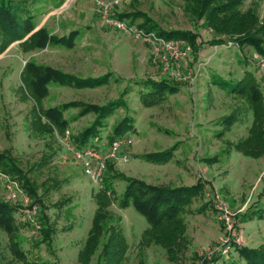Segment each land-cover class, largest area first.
Returning <instances> with one entry per match:
<instances>
[{
	"label": "rangeland",
	"instance_id": "rangeland-1",
	"mask_svg": "<svg viewBox=\"0 0 264 264\" xmlns=\"http://www.w3.org/2000/svg\"><path fill=\"white\" fill-rule=\"evenodd\" d=\"M29 7L34 26L19 38L5 40L6 46L0 52V151L16 168L4 165L5 160L1 166L12 172L4 170L30 196H36L40 211L35 217L39 221V214H44L46 219L42 217L41 221L45 220L47 226L42 228L43 223L38 222L40 226L36 227L18 201L8 200L18 205L13 211L17 228L10 237L0 227V264H29L26 259L79 264L77 254L91 225L96 201L103 205L107 200L112 221L120 223L128 241L124 264H136L140 258V232L147 221L133 205H118L124 185L120 173L163 185L192 183L199 176L207 181L187 205L186 244L178 258L170 261L160 245L151 244L145 249L146 264H228L231 258L241 260L235 249L229 250L234 247L233 241L248 245L264 243V213L262 217L254 215L245 220L239 217L257 198L264 206V152L252 157L221 150L224 139L235 140L247 133L251 110L241 97L209 80L212 72L233 79L241 76L245 68L255 72L260 54L250 45L239 46L229 40L211 43V38H227L226 33L214 30L203 17L197 18L185 0H31ZM241 8L255 10L259 19L264 20V0H243ZM120 11L136 13L132 20L123 19L128 25L126 29L107 20L116 19ZM138 11L164 28L199 31L203 43L198 51L185 52L174 64L181 78L163 69L161 52L143 34H138L137 24L143 19ZM40 27L53 35L75 28L73 46L52 42L39 45ZM30 60L78 75L109 70L112 78L98 87H76L50 80L47 92L39 95L34 89V75L26 69ZM188 74L191 77L186 79ZM145 76L175 79L180 88L145 106L134 83V79ZM258 81L264 90V76L260 75ZM126 83L133 85L126 95L127 106H120L110 114L100 133L108 136L112 123L125 112L134 116L135 128L122 135L131 141L126 140L116 155H108L109 145L104 150L108 156L101 175L110 168L112 186L103 194L100 184L85 173L82 158L67 146L70 141L72 147L78 131L92 120L94 113L75 116L79 108H70L62 114L69 120L63 124L58 118L53 120L46 108L69 99L102 103L117 96ZM231 111L238 119L228 130L219 119ZM218 129H225L219 137L215 134ZM174 141H178V146L164 163L140 156ZM216 151L221 153L217 161L203 160ZM91 163L95 167L96 158H91ZM211 193L221 199L226 211L212 200ZM0 199L7 201L1 181ZM206 200L208 204L204 205ZM46 227L50 245L43 238ZM13 238L19 242L22 256L14 250ZM223 246L221 256L216 251ZM94 259L95 256L89 264H94Z\"/></svg>",
	"mask_w": 264,
	"mask_h": 264
},
{
	"label": "trees",
	"instance_id": "trees-1",
	"mask_svg": "<svg viewBox=\"0 0 264 264\" xmlns=\"http://www.w3.org/2000/svg\"><path fill=\"white\" fill-rule=\"evenodd\" d=\"M185 1L189 3L192 13L196 14L197 18L203 17L204 22L214 30L219 33H226L227 38L224 36L211 38V43L221 44L229 40L228 42L231 44L235 42L239 46L250 45L260 55L264 56V20L259 19V15L255 10L242 9L243 0ZM30 2L31 0H0V52L6 46L7 41L5 40L19 38L34 26V15L29 7ZM138 12L143 16V19L138 22L137 27L142 28L145 32L153 31L156 35L165 38L183 39L190 46L189 52L192 50L194 53L198 51L203 43V39L197 29L164 28L149 15L142 11ZM135 15L136 13L131 11L116 13L117 18L120 19L130 17V20H132ZM44 28H39L41 33L38 40L39 45L52 42L69 47L73 46L77 32L75 28L61 35H53ZM26 64L27 71L34 75V89L39 95L47 92L50 80L76 87H98L108 83L112 78V73L109 70L98 74L78 75L49 65H40L31 60L27 61ZM259 76L258 69L254 72L249 68H245L243 74L235 79L224 77L214 72L209 76V80L222 90L241 97L247 109L251 110L252 115L245 135H241L235 140L224 139V145L221 148L223 152H241L252 157H258L264 152V90L261 89L259 84ZM134 83L138 85L136 91L141 103L145 106L159 102L167 94L177 92L180 88L178 81L165 76L159 78L140 77L134 79ZM132 88L133 85L131 83H126L117 96L102 103L69 99L60 104L47 107L46 112L53 120L58 118L63 124L69 122V120L67 121L62 114L70 108H79L75 116H81L88 112L94 113L92 120L78 131L70 148L84 149L91 147L104 154V150L107 149V145L113 139L135 128L134 116L129 112H125L118 120L112 123L111 132L108 133V136L105 133H100V127L107 123V117L114 113L118 107L127 106L126 95ZM237 119V115L234 111H231L221 115L219 121L222 123L223 128H228L229 130ZM223 130L225 129H218L215 134L219 137L222 135ZM68 143L70 146L71 142L69 141ZM177 146L178 141H174L164 148L146 151L141 153L140 156L143 159L164 163L173 156ZM220 154V152L216 151L212 155L204 156L203 160L208 163L217 161ZM4 157L6 155L0 151V168L12 173L6 169V166H1L2 160H5ZM3 164H8L10 168H16L8 160H5ZM109 170L110 168L107 167L100 176L99 184L101 187H99V190L103 194H106L107 190H111L112 179L109 178V175H111ZM120 179L124 181V185L117 201L118 205L120 207L133 205L147 221V225L140 232L138 246L140 258L136 264H146L145 249L151 244L160 245L165 250L167 258L170 261H175L178 258V253L186 244L184 214L187 205L207 181L199 176L192 183L163 185L124 173H120ZM29 188L33 189L30 185ZM262 189L264 191V186ZM211 195L212 200H214V193H211ZM31 198L37 202L35 195L31 194ZM259 201V198L255 199V202L251 203L245 211L239 214L241 220L249 219L254 215L263 216L264 206H261ZM96 203L87 236L77 254L78 263L89 264L92 257L95 256L94 264H124L128 241L122 227L118 221H112L113 218L110 217L111 215L107 209L110 201H105L103 205L99 201H96ZM203 204H208V200ZM17 206L16 203L0 199V227L9 236L17 228L13 214ZM37 211H40L39 205ZM42 217L46 219L44 214H39V223H43L42 228H44L47 225L45 220L41 221ZM48 229L49 227L45 228V236L43 238L46 244L50 245L51 238ZM14 237L16 236L14 235ZM12 243L15 245L14 250L17 254L22 256V248L16 238L12 239ZM225 244L228 245V243ZM233 246L229 250L235 249L242 263L240 262L241 260L235 261L231 258L228 264H264V243L248 245L233 241ZM223 247L216 251L221 256L224 254V251L222 252L221 250ZM225 259H227L226 256L222 260L225 261ZM26 261L30 262L29 264H56L54 261L46 259H26ZM202 264H210V262Z\"/></svg>",
	"mask_w": 264,
	"mask_h": 264
},
{
	"label": "built area",
	"instance_id": "built-area-1",
	"mask_svg": "<svg viewBox=\"0 0 264 264\" xmlns=\"http://www.w3.org/2000/svg\"><path fill=\"white\" fill-rule=\"evenodd\" d=\"M107 10L105 11V15H107ZM105 18V17H104ZM106 19V18H105ZM108 22L114 24L118 28L126 29L128 25L125 20L116 18V19H107ZM138 34H143L144 38L149 40L154 48L161 52L162 55V64L163 69L166 71H171L175 75V77H180V73L178 70L174 69V64L177 63L178 58L181 59L185 52L190 51V46L180 38H165L162 36L156 35L153 31L145 32L142 28H138ZM257 69L259 71V75L264 76V56L257 55ZM191 76L188 74L185 78L189 79ZM126 140L131 141V138L128 137H117L113 139L109 143V154L108 155H116L121 147L125 144ZM67 146L70 148L69 143L67 142ZM75 156L78 158H82V165L85 173L97 184L100 183V175L105 167V160L108 155L101 154L98 150H95L91 147H87L84 149H73L70 148ZM96 158V165L93 167L91 163V158ZM123 159L127 156L122 155ZM0 181L3 183L5 187V196L9 201L16 202L18 201L22 208L26 210L30 219H32L34 225L39 227V221L35 217V214L38 210V203L33 201L31 196L19 185V183L10 178L8 173L0 168ZM215 202L217 201V205L220 206L221 209L226 211V206L223 205L221 199L215 196ZM224 217L226 218L227 223L229 224V216L225 213ZM224 248V247H223Z\"/></svg>",
	"mask_w": 264,
	"mask_h": 264
}]
</instances>
